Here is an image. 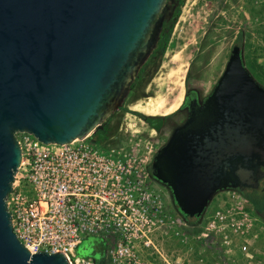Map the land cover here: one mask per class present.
I'll return each mask as SVG.
<instances>
[{
	"label": "water",
	"instance_id": "1",
	"mask_svg": "<svg viewBox=\"0 0 264 264\" xmlns=\"http://www.w3.org/2000/svg\"><path fill=\"white\" fill-rule=\"evenodd\" d=\"M173 1V0H172ZM166 0H0V264H70L31 254L13 232L6 198L21 163L16 133L67 144L118 110L155 48ZM150 163L178 210L200 218L214 195L264 175V86L233 44L202 99Z\"/></svg>",
	"mask_w": 264,
	"mask_h": 264
},
{
	"label": "rangeland",
	"instance_id": "2",
	"mask_svg": "<svg viewBox=\"0 0 264 264\" xmlns=\"http://www.w3.org/2000/svg\"><path fill=\"white\" fill-rule=\"evenodd\" d=\"M180 1L167 25L157 69L144 91L138 90L142 94L135 103L146 106L147 98L152 97L161 100V110L176 105L166 114L172 115L170 120L152 128L137 114L144 113L128 108L130 101L124 100L117 117L106 120L110 114L103 122L113 125L105 135L98 136V127L66 145L49 144L37 156L25 146L23 166L13 185H21L23 192L30 185H54L56 155L63 152L71 164L74 152L79 151L84 159L93 158L95 185H111L113 193L123 196L125 191L124 197L133 199L125 205L130 217L125 235L145 264H264V219L243 195L234 189L219 191L200 218L185 220L173 204L169 188L148 171L156 151L185 119L186 111L179 109L187 90L193 88L202 100L221 75L233 44L241 46L245 66L264 86V0ZM142 191L146 198L137 202ZM108 241L88 236L76 254L99 259ZM104 258L105 254L102 264Z\"/></svg>",
	"mask_w": 264,
	"mask_h": 264
},
{
	"label": "built area",
	"instance_id": "3",
	"mask_svg": "<svg viewBox=\"0 0 264 264\" xmlns=\"http://www.w3.org/2000/svg\"><path fill=\"white\" fill-rule=\"evenodd\" d=\"M15 136L21 149L16 176L23 166L25 146L34 149L37 156L42 153V148L54 143H43L27 131L17 132ZM63 145L66 144L60 146ZM80 153L74 152L71 164L67 163L66 156H62L63 152L56 155L54 185H30L32 188L23 192L21 185L12 183L6 203L17 239L31 254L61 252L70 264H95L92 258L76 254L84 238L109 239L104 264H145L132 250L128 243L130 238L125 235L124 226L130 220L125 205L133 199L124 197L125 191L123 196L120 192L113 193L111 185H95L93 158L87 156L84 159ZM139 194L137 202L146 198L144 191ZM144 244L148 242L144 241Z\"/></svg>",
	"mask_w": 264,
	"mask_h": 264
},
{
	"label": "flooded vegetation",
	"instance_id": "4",
	"mask_svg": "<svg viewBox=\"0 0 264 264\" xmlns=\"http://www.w3.org/2000/svg\"><path fill=\"white\" fill-rule=\"evenodd\" d=\"M167 9L168 8H164L163 11L161 12V15L164 16V21H163L162 29L160 32L159 40H158L155 48L151 52V54L148 56V58L143 63V65L140 67L139 72H138L137 76L135 77V79L133 80V82L131 83L130 90H129L126 98H125V102L130 101V102H127V105H126L130 109H133L132 108L133 103L134 104L137 103V101H138L137 96L142 94V92L138 93V90L141 88L144 91V88L146 87L147 80L151 77L152 74L155 73V71L157 69V64L160 61L162 42L165 39L166 34L168 33L167 25L169 24L170 20L174 17L175 6H172V9L170 11H168ZM195 97L198 98L195 90L193 88H189L187 90L186 95H185L184 102L182 103V106L180 107L179 110L180 111H187V105L185 104L186 101L192 100ZM198 100H200V99L198 98ZM122 108L124 109V105H123V107H120L117 111L112 113L110 116H112V118H114L115 116L117 117V115L122 111ZM147 116L160 118V117L167 116V115H147ZM168 120H170V118H168V119L161 118V119L155 120V123L159 126L161 124H165L166 122H168ZM145 123L147 125H149L148 122H145ZM112 128H113L112 124H108V125L103 124L101 127H99L97 129V131H99V133H100V134H98V136L100 137L102 135H105L106 131L109 133ZM234 190L238 191L241 195L252 194V196L254 195V196H258L260 198H263L264 197V175L261 178H259L256 187L245 186L242 189H234ZM169 191H170V189H169ZM170 195L172 197L173 204L176 206L175 201L173 199V196L171 194V191H170ZM245 199L253 207L252 201L248 200L247 198H245ZM253 210H254V208H253ZM257 215L259 217H261L262 219H264V210L261 212H258Z\"/></svg>",
	"mask_w": 264,
	"mask_h": 264
},
{
	"label": "trees",
	"instance_id": "5",
	"mask_svg": "<svg viewBox=\"0 0 264 264\" xmlns=\"http://www.w3.org/2000/svg\"><path fill=\"white\" fill-rule=\"evenodd\" d=\"M180 2H181L180 0H173V1L172 0H166V6L164 8H168L167 10L170 11L172 9V6H175V9H176L179 6ZM239 40H241V35H239ZM137 114L145 122H148L149 126L152 127V128H157V126H158L155 123V120H158V119H161V118L168 119V118L172 117V115H168V116H163V117H160V118H155V117H150V116H147V115H144V114H141V113H137ZM110 119H111V116H109L106 120H110ZM148 171H149L150 176L155 179V177L152 175V171H151L150 166L148 167ZM155 180H157V179H155ZM158 182H160V181H158ZM243 196L245 198H247L248 200L252 201L253 208H254L255 212L258 213V212H261V211L264 210V197L260 198L258 196H254V195L252 196V194H244ZM176 209H177L178 213L182 216V218H184L185 220L189 219V217H187L186 215L182 214L178 210L177 206H176ZM104 251L105 250L102 247V250H100V253H99V255H100L99 259H97L96 257L88 256V255L85 256V257L92 258L95 261V264H102V260H103V257H104Z\"/></svg>",
	"mask_w": 264,
	"mask_h": 264
},
{
	"label": "bare ground",
	"instance_id": "6",
	"mask_svg": "<svg viewBox=\"0 0 264 264\" xmlns=\"http://www.w3.org/2000/svg\"><path fill=\"white\" fill-rule=\"evenodd\" d=\"M161 107H162L161 100L157 101L155 98H152V97L147 98L146 106L141 107L137 104H133L132 106L134 110L140 111L146 115H159V114L166 115L174 111V109L176 108V105H173L172 107L167 108L165 111L161 110L162 109Z\"/></svg>",
	"mask_w": 264,
	"mask_h": 264
}]
</instances>
